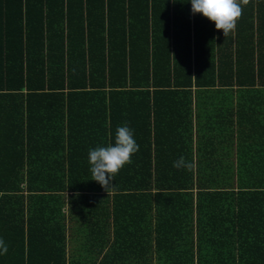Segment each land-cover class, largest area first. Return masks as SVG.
<instances>
[{
    "label": "trees",
    "instance_id": "obj_1",
    "mask_svg": "<svg viewBox=\"0 0 264 264\" xmlns=\"http://www.w3.org/2000/svg\"><path fill=\"white\" fill-rule=\"evenodd\" d=\"M0 35V264H78L66 210L82 231L107 216L95 230L134 252L130 237L152 234L155 264H264V0L227 37L190 0H0ZM225 87L238 91L235 171L220 170L214 114L195 129L209 144L193 143L192 89ZM125 122L139 151L108 193L88 152ZM194 146L208 153L196 170L173 167Z\"/></svg>",
    "mask_w": 264,
    "mask_h": 264
},
{
    "label": "crops",
    "instance_id": "obj_2",
    "mask_svg": "<svg viewBox=\"0 0 264 264\" xmlns=\"http://www.w3.org/2000/svg\"><path fill=\"white\" fill-rule=\"evenodd\" d=\"M63 13H66V11ZM5 38L6 35L3 36V44L5 43ZM191 95L192 106L190 115L194 130V145L196 142L209 144V139L203 137L199 139V137H197L195 129L198 121H201L205 123V126H202V124L200 125L201 130L203 131L204 129L205 132H207L211 125L210 116L214 114V116L220 121L219 135L215 139L216 151L220 154L217 157L223 161L220 170L221 168H227L228 165L229 171H235L238 156L237 117L236 115H233L232 117L231 109L235 111L238 107L237 89H228L225 87L200 92V90L193 88ZM257 100L258 98L254 99L253 102L252 99L250 100L251 107L255 105L254 101ZM261 102L262 100L260 103ZM24 127H26L25 123ZM255 140H257L255 144H264V137H262L261 140ZM201 148L203 149L197 154L195 151L197 148L194 146L193 161H195V164L200 154H208L207 150H204L205 147ZM256 151L257 150H252L251 152L252 154H256ZM194 170H196V167ZM88 206L100 207L103 211L104 207L108 209L110 205L108 202L101 200L92 201ZM65 207H67V205ZM66 218L67 231L65 238V253L67 261H72L78 264H155L156 250L154 249L155 243L153 242L154 236L152 234L141 235V233H138L135 237H130L135 239V241H142L141 247L138 249L135 248L136 251L134 252L130 248L124 247L126 245L124 244L125 242H122V245L119 242L120 239H129L128 236L118 239L117 236L112 231H108V229H106V231H104L103 228H101L100 231L95 230V223L93 222H103L105 221L104 219L107 221L109 220L107 216H99V214L92 213L90 217L88 216L91 220H88L85 229L86 231H82L79 217H72L69 210H66ZM120 246L123 248H120ZM145 251L149 252L145 253ZM144 255H147L146 257H148V259H142Z\"/></svg>",
    "mask_w": 264,
    "mask_h": 264
},
{
    "label": "clouds",
    "instance_id": "obj_3",
    "mask_svg": "<svg viewBox=\"0 0 264 264\" xmlns=\"http://www.w3.org/2000/svg\"><path fill=\"white\" fill-rule=\"evenodd\" d=\"M190 3L193 15L202 14L214 22L215 28L222 30L223 36L227 37L235 31L242 16L243 6L247 5L249 0H190ZM138 151L139 145L134 138L133 130L125 122L124 125L117 127L114 144L89 149L91 180L99 183L109 193L115 176L125 165L132 163V156ZM173 167L191 171L196 164L195 161L189 162L182 156L173 162ZM7 250L3 238H0V255H5Z\"/></svg>",
    "mask_w": 264,
    "mask_h": 264
},
{
    "label": "built area",
    "instance_id": "obj_4",
    "mask_svg": "<svg viewBox=\"0 0 264 264\" xmlns=\"http://www.w3.org/2000/svg\"><path fill=\"white\" fill-rule=\"evenodd\" d=\"M192 7V6H191Z\"/></svg>",
    "mask_w": 264,
    "mask_h": 264
}]
</instances>
